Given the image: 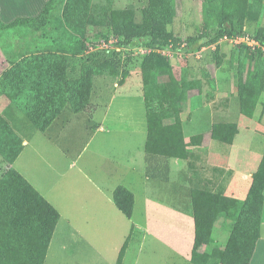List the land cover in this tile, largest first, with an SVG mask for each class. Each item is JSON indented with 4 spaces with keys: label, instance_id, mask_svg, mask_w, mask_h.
Segmentation results:
<instances>
[{
    "label": "trees",
    "instance_id": "obj_1",
    "mask_svg": "<svg viewBox=\"0 0 264 264\" xmlns=\"http://www.w3.org/2000/svg\"><path fill=\"white\" fill-rule=\"evenodd\" d=\"M179 1L149 0L144 9L145 24L138 26L132 24L128 11L114 12L112 24L117 34L124 37L119 45L162 49L173 44V49L190 54L221 41L226 34H251L247 25L258 22L264 13V0H203L205 31L183 41L169 29L178 15ZM91 2L48 0L37 16L19 17L9 24L0 16V38L4 31L14 33L4 46L14 50V54L8 57L12 66L0 76V93L20 108L40 132H45L65 107L80 113L91 105L97 67L84 63L81 75L71 78L68 56L86 48L83 36L89 26ZM251 35L264 46V27ZM14 36L24 42L13 44ZM239 46L247 50L245 60L249 64L244 73L237 75L236 90L242 114L251 118L264 94V51L247 44ZM201 83L180 80L162 52L153 51L145 57L142 86L148 123L145 150L149 176L168 180L171 158L197 156L185 142L182 114L191 93L202 92ZM238 132L237 123L221 122L214 124L211 134L215 140L232 144ZM22 149L21 137L0 114V153L12 162ZM113 197L122 213L132 218L134 193L119 185ZM192 201L196 228L192 262L204 264L211 257L217 259L215 264H250L260 237L264 207V159L246 200L194 188ZM219 216L237 222L232 239L228 246L225 244L226 249L213 247L202 253L201 247H210L213 242ZM60 217V212L21 173L14 168L7 170L0 178V264H45ZM129 241L130 236L117 264H123Z\"/></svg>",
    "mask_w": 264,
    "mask_h": 264
},
{
    "label": "rangeland",
    "instance_id": "obj_2",
    "mask_svg": "<svg viewBox=\"0 0 264 264\" xmlns=\"http://www.w3.org/2000/svg\"><path fill=\"white\" fill-rule=\"evenodd\" d=\"M4 1L6 0H0V7L3 6ZM12 1L21 8L20 15L14 16L16 20L27 15L24 6L29 8L27 9L29 14L35 16L43 11L48 0ZM24 2L30 5H25ZM148 5L149 0H92L89 15L95 17H88L89 26L83 36L86 48L79 54L68 55L69 74L71 78H78L83 64H92L97 67L94 71V92L103 89L104 95L113 92L115 97L111 95L106 100L97 113L96 120L92 121L94 122L92 128H87L86 125L91 120L88 115L83 114L78 121L65 127L62 132L64 138L52 133L50 137H43L41 133H37L42 139L33 142L34 146L29 147L25 157L23 155L21 157L23 164H29V171L40 182L39 187L43 191L48 193L53 188L55 193L63 198L62 201L65 203L60 209L65 218L73 215L77 217L78 213H82L85 217L91 216L93 222L96 219L91 223L93 229L91 238L98 245L104 246L113 258L118 255L117 248L125 243L124 232L129 233L131 228V220L113 203L112 190L116 186L125 185L133 189L137 197L138 210L144 207L145 195L155 202L165 203L168 206L177 204L179 201L171 194L180 192L179 188H184L180 183V173L176 171L173 173L171 184L155 178L146 181L144 177L145 131H148V123L143 96L142 65L145 57L152 51L143 46H116L118 41L124 40V37L117 34L112 24V14L128 11L132 16V24L142 25L145 24L144 9ZM206 19L203 0H180L178 15L169 29L175 37L184 41L189 36L203 33ZM260 27H264V13L258 22L247 25V31L256 34ZM9 32L4 31L2 34L9 37L14 34ZM102 37L107 42L110 39L115 42L111 47L106 48L90 43ZM12 42L20 44L24 40L14 36ZM169 48L170 44L163 47L162 51L165 50L164 55L173 64L177 77L184 81H202L201 96L196 90L190 97L195 95L198 97L188 99L192 100L190 105L192 116L185 123L187 135L207 133L214 123L235 122L240 128L235 143L237 150L240 149L239 155H244L246 148H249L254 149L256 157H259L264 151V94L256 108L255 119L242 114L236 94L237 75L244 73L249 64L245 60L247 50L220 39L215 44L190 54ZM170 51L172 54L169 56L167 53ZM111 60L117 61L118 64L110 62ZM68 111L73 113L71 107H68ZM87 111L90 112L91 107ZM56 119L54 121L58 122ZM100 125H104L102 126L104 130L97 131ZM31 126L36 128L33 124ZM70 130H74L78 137L74 133L73 141L71 133H68ZM53 142H56V145ZM225 146L229 147L228 144ZM258 161L259 158H256V164L251 165L250 168H254ZM225 171L236 174V168ZM94 179L100 184H94L92 182ZM242 193H245L244 189ZM107 196H111L112 203H109ZM138 217L139 214L135 220H138ZM65 218L56 231L46 264H64L67 256L71 259V252L79 253L77 248L80 246L74 247L76 250L59 248L67 237V232L64 230ZM102 219L108 220L106 223L110 225L107 229ZM84 223L87 225V222ZM79 243L80 240H76V245ZM137 245L139 244L136 242L135 248ZM148 252L154 261L161 264H166L170 260L169 255L162 249ZM177 263H179L178 259Z\"/></svg>",
    "mask_w": 264,
    "mask_h": 264
},
{
    "label": "crops",
    "instance_id": "obj_3",
    "mask_svg": "<svg viewBox=\"0 0 264 264\" xmlns=\"http://www.w3.org/2000/svg\"><path fill=\"white\" fill-rule=\"evenodd\" d=\"M25 5H30V3L26 2ZM24 7L26 8L27 15H24L22 17L32 16V14H29V12L27 11V9L29 8L26 6ZM20 9L21 8H19V6L16 5V3H14L12 0L4 1L3 6L0 7V16L2 18V21L5 24L13 22L15 18L14 16L18 17V15H20ZM9 41L10 37L8 35L2 36V38H0V76L3 74V72L8 70L12 66L8 61V57L12 53L14 54V50L9 47L8 50L7 48H4V46L7 45ZM102 90L98 91L97 93L93 92L90 112L83 111L80 113H75L73 111L72 113L68 111V107L70 106H67L56 119V121L58 122L54 121L55 123L53 122L45 132H39L37 128H32L31 125L33 123L29 120L25 113L20 108H18L7 96L0 93V114L9 122L13 130L19 135V137H21L23 141V149L14 161H7L0 153V178L7 170L12 168L16 169L44 197H46V199L50 201L61 214L60 220L57 224L50 243L45 264L48 261L56 231H58L62 219L66 217L60 209L65 202L62 201L63 198L59 196L58 193H55L53 188L49 190L48 193H46L45 191H43V189H41V187H39L40 182H38L29 171V164H23V162H21V157L22 155L25 157L29 147L34 146L33 142L42 139L39 138V134L37 133H41L43 137H50L52 133L55 136L64 138L65 135H63L62 132L65 127L68 125H72L75 121H78L80 119V116L83 114L88 115L89 120H91L87 123V128H92L94 123L92 121L96 120L97 113L105 104L106 100L114 94L112 92L108 94L109 96L104 95L105 93H103ZM199 95L201 96V93ZM113 97H115V95H113ZM197 97L198 95H195V97L193 96L192 98L196 99ZM191 104L192 100H188L184 104L182 124L187 147L188 149L194 151L197 156L194 159L171 158L170 177L168 180H163V182L165 181L164 183L171 184L173 181V173L175 171L180 173V183L184 185V188H179L180 192L171 194L177 201H179V203L174 205L171 204L170 206H168L165 203L155 202L149 199L148 195H145L144 207L138 210L136 207V194L133 189H130L129 186H126L135 195V205L133 216L132 218H130V232L127 233L125 231L123 234V238L125 241L130 236V241L124 255L123 264H161L158 261H154V259L148 252L151 250L155 252L158 249H162L166 254L169 255L170 260L166 264H194L191 260L195 244L196 229L192 201L193 189H202L213 194H219L239 201L246 200L252 189L256 173L258 172L264 159V151L259 155V157H256V152L254 151V149L246 148L245 154L242 156L239 155L240 149L237 150L238 147L235 143L240 132V128L237 136L234 139V142L232 144H228V148H226L225 146L227 145V143L212 138L211 132L215 123L212 124L207 133L187 135L185 130V123L189 121L192 116V109L190 108ZM255 115H257V112H255L254 116ZM254 116L251 118L255 119ZM102 126L104 125H100L96 130H104V127ZM247 129L250 128L247 127ZM68 133H71L72 141L74 140V133L77 137V134L74 130H70ZM145 134L146 146L148 131H145ZM194 137L199 138H197V140H195L194 142H191ZM53 143L56 145V142ZM256 158H259L258 164L254 168H250L251 165L254 166V164H256ZM145 160L146 169L143 173L146 181H149L153 177L149 176L147 173V154L145 156ZM224 164L227 165L224 166ZM70 165L72 166L77 164ZM234 168H236L235 175L225 171V169L232 170ZM92 182L96 185L100 184L99 181L95 179ZM195 183H198L200 185L196 186L194 185ZM118 186H116L112 190L113 194ZM242 189L245 190L244 194L242 193ZM107 199L109 203H112L113 200L111 196H107ZM113 203L117 207L115 201H113ZM138 214V220H135V217H137ZM65 219L66 223L64 224V230H66L67 232V237L60 244L59 248L61 250H76V248L74 247H80L77 248L79 253L77 254L71 252V259H68L67 256L64 264H69V262L70 264H117L119 254L124 243L121 247L117 248L118 255L116 258H113L111 257L110 252H107L105 250L104 246L102 247L101 245H98L96 241L92 240L91 233H93V229L91 227V223L93 222V219H91V216L85 217V215H83L82 213H78L77 217L76 215H73V217L68 216ZM102 220L105 225L104 227L107 229V226L110 225L106 223L108 220ZM84 222H87V225ZM236 223L237 222L226 216H219L217 218V221L215 222V231L213 233L212 244L210 245V247H205L207 245L201 247L202 249L200 252L204 253L205 250H210L213 247L226 249V247L224 246L225 244L228 246L230 240L232 239ZM76 240H80V243L78 245H76ZM135 241L137 242V244H139L136 246V248L134 246V244L136 243ZM95 254H97V256H95ZM128 259L130 260L129 263H127ZM177 259L179 263H177ZM216 261L217 259H213L210 257L204 264H215ZM220 264H222V262H220ZM250 264H264V207L262 212L260 237L256 242L254 254L251 258Z\"/></svg>",
    "mask_w": 264,
    "mask_h": 264
},
{
    "label": "built area",
    "instance_id": "obj_4",
    "mask_svg": "<svg viewBox=\"0 0 264 264\" xmlns=\"http://www.w3.org/2000/svg\"><path fill=\"white\" fill-rule=\"evenodd\" d=\"M221 40H226L229 41L230 43H234L235 45H242V44H247L252 46L254 49L257 47H261L264 51V46H262V44L260 43V41L258 39H256L255 37H253L251 34L249 33H245V34H236V35H230V34H226L222 37ZM97 41V42H96ZM115 41L113 39H110L108 42L105 38H99L97 40H94V42H90L92 45L95 43L96 46L101 47V48H106V47H111L112 43H114ZM119 42L117 43V47H119ZM186 44V42H184L182 44V46H184ZM92 47V46H91ZM173 47V44H170V48L169 50H171ZM149 51H157V52H162L163 54H166L165 50L162 51V49H156V48H151L148 47ZM184 53V52H183ZM172 51L168 52L167 55H171Z\"/></svg>",
    "mask_w": 264,
    "mask_h": 264
}]
</instances>
